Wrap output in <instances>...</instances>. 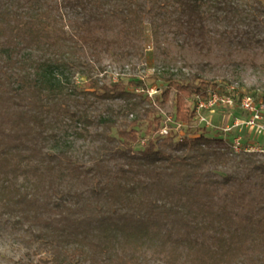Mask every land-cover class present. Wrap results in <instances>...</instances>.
Masks as SVG:
<instances>
[{
    "label": "trees",
    "instance_id": "16d2710c",
    "mask_svg": "<svg viewBox=\"0 0 264 264\" xmlns=\"http://www.w3.org/2000/svg\"><path fill=\"white\" fill-rule=\"evenodd\" d=\"M146 22L156 49L232 51L264 42V0H0V218L35 231L54 264H143L147 251L166 264H264V160L248 152L232 159L240 178L217 175L227 152L203 131L168 130L134 153L141 120L158 121L153 99L94 76L104 54L131 55ZM55 71L85 83L65 90ZM166 80L154 99L173 89L181 123L218 86ZM71 123L94 147L88 164L52 149Z\"/></svg>",
    "mask_w": 264,
    "mask_h": 264
},
{
    "label": "rangeland",
    "instance_id": "374dc122",
    "mask_svg": "<svg viewBox=\"0 0 264 264\" xmlns=\"http://www.w3.org/2000/svg\"><path fill=\"white\" fill-rule=\"evenodd\" d=\"M247 1V0H242ZM164 51L153 46L151 28L146 22L143 25V35L139 46L130 56L105 55L100 66L96 67L94 76L100 82L112 86L114 82H123L129 90H144L151 96L155 105L154 116L141 120L138 129V141L132 145V151L138 153L146 144V141L161 134L160 130L165 126L175 137H194L200 132L208 136L221 138L216 143L220 149L227 152L228 161L225 166L213 170L217 175L228 174L232 180L241 177L242 168L237 167L232 159L250 155L252 162L264 160V132L259 135L247 132L242 128L240 133L237 129L224 132L221 128L231 124L234 116L242 115L238 108H217L213 113L206 112L211 126L198 122L196 117L188 123L175 120V92L172 89L168 100L160 102L155 100L167 86V78L181 80L183 82H203L209 89L211 84L234 87L236 92H251L254 94L264 93V42L248 46L246 48L227 51L224 48H214L209 53L199 52L181 43H163ZM51 80L63 89H81L85 83V77L79 73L55 71ZM120 100H106L100 105L98 111L103 114L110 113L105 109L106 105L116 106ZM191 108L193 102L188 99ZM234 113V115H233ZM151 120L150 123L148 120ZM205 126V127H202ZM81 124L71 123L58 129L60 133L52 143V149L69 152L77 156L87 164L91 162L90 157L94 154V147L88 140L75 136L76 130H81ZM203 128V129H201ZM112 135L116 136L115 131ZM242 137L243 146L253 145L252 151L237 152L232 147L235 136ZM253 153V154H252ZM238 155V156H237ZM230 188L235 186L231 183ZM35 231H31L26 225L17 224L0 218V264H54L49 261V255L39 252ZM143 264H166L161 256L152 252H146Z\"/></svg>",
    "mask_w": 264,
    "mask_h": 264
},
{
    "label": "built area",
    "instance_id": "2783aa9c",
    "mask_svg": "<svg viewBox=\"0 0 264 264\" xmlns=\"http://www.w3.org/2000/svg\"><path fill=\"white\" fill-rule=\"evenodd\" d=\"M217 108H238L243 114L234 116L230 125L221 128L224 132L237 129L240 133L242 128L256 135L264 132V95L259 96L251 92H236L234 87L217 86L209 91L206 96L195 95L194 112L198 122L211 126V122L205 115L213 113ZM168 129L163 126L160 130L162 135L167 134ZM235 151L249 152L254 149L253 145L243 146L242 137L237 135L232 140Z\"/></svg>",
    "mask_w": 264,
    "mask_h": 264
},
{
    "label": "crops",
    "instance_id": "0c3cea01",
    "mask_svg": "<svg viewBox=\"0 0 264 264\" xmlns=\"http://www.w3.org/2000/svg\"><path fill=\"white\" fill-rule=\"evenodd\" d=\"M233 115H234V113H233ZM248 132V131H247Z\"/></svg>",
    "mask_w": 264,
    "mask_h": 264
}]
</instances>
